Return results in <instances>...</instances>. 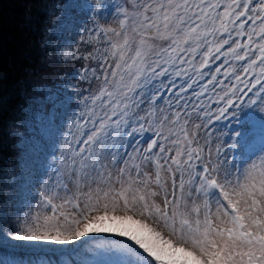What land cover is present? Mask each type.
<instances>
[{
    "label": "snow or ice",
    "instance_id": "1",
    "mask_svg": "<svg viewBox=\"0 0 264 264\" xmlns=\"http://www.w3.org/2000/svg\"><path fill=\"white\" fill-rule=\"evenodd\" d=\"M115 7L90 48H56L85 62L71 79L18 83L30 102L17 118L39 121L54 151L42 173L0 171L14 193L0 200V264H264V0ZM9 135L27 143L15 123Z\"/></svg>",
    "mask_w": 264,
    "mask_h": 264
},
{
    "label": "trees",
    "instance_id": "2",
    "mask_svg": "<svg viewBox=\"0 0 264 264\" xmlns=\"http://www.w3.org/2000/svg\"><path fill=\"white\" fill-rule=\"evenodd\" d=\"M106 1L117 13L115 5L120 0ZM84 2L85 0H0V171H8L11 175L13 171H26L27 165L35 175L52 162V140L40 122H33L31 114L28 116V124H21V120L17 118L18 106L30 102L22 97L18 83L25 82L29 94V81H42L55 89L63 80L69 79L80 64L85 63L53 58L57 47L67 49L65 46L70 41L67 32H77V38L71 47L79 46L83 51L91 47L90 44L82 43L86 33L94 28H105L91 12L65 7ZM87 2L92 3L90 0ZM29 15L32 20L26 25L25 17ZM57 21L64 22L57 29L62 31V35L57 37L49 33L50 46L42 49L40 44L44 37L43 30L46 27H56ZM32 70L37 71L35 76L27 74ZM163 103L164 100L161 99L158 104ZM13 123L25 132L27 143L22 144L21 150L17 148L16 137L9 135V125ZM150 135L151 133L148 137ZM2 183L0 181V185ZM10 187L0 190V200L14 194L9 190ZM33 191L35 192L34 189Z\"/></svg>",
    "mask_w": 264,
    "mask_h": 264
},
{
    "label": "rangeland",
    "instance_id": "3",
    "mask_svg": "<svg viewBox=\"0 0 264 264\" xmlns=\"http://www.w3.org/2000/svg\"><path fill=\"white\" fill-rule=\"evenodd\" d=\"M90 2L93 3L94 0H90ZM92 15L95 16L96 19L99 21V23L102 24L105 28L116 27L115 17L117 13L112 10L111 5L106 0H104V6L100 9V11L92 13ZM67 35L70 36L69 39L70 41L67 44V46H71L74 40H76L78 34L76 31H73V32H67ZM66 50L67 49H65V51ZM69 79H71V77ZM217 127L220 128L222 127V125L218 124ZM148 134L149 133H146L144 140H147ZM60 139H62V137ZM217 139H219V141L225 145V156L229 160L233 161L234 163H240L242 161V157L238 149H227L228 133H224L222 135L220 132H216L213 136L214 143ZM142 146H143V141H141V147ZM128 150L131 151V148ZM51 163H49V165H51ZM43 171L44 169H40L36 174L42 173ZM49 171H51L50 168ZM34 190L36 191V189Z\"/></svg>",
    "mask_w": 264,
    "mask_h": 264
}]
</instances>
